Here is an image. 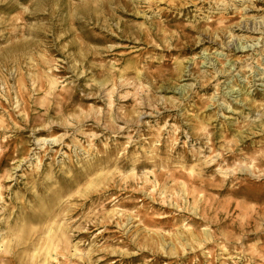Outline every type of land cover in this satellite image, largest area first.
Listing matches in <instances>:
<instances>
[{"label": "rangeland", "instance_id": "rangeland-1", "mask_svg": "<svg viewBox=\"0 0 264 264\" xmlns=\"http://www.w3.org/2000/svg\"><path fill=\"white\" fill-rule=\"evenodd\" d=\"M38 2L0 1V232L38 230L0 255L264 264V0Z\"/></svg>", "mask_w": 264, "mask_h": 264}, {"label": "bare ground", "instance_id": "bare-ground-1", "mask_svg": "<svg viewBox=\"0 0 264 264\" xmlns=\"http://www.w3.org/2000/svg\"><path fill=\"white\" fill-rule=\"evenodd\" d=\"M1 1V0H0ZM38 1H40V0H37V3L39 4V2ZM36 3V4H37ZM151 3V2H150ZM18 5V4H17ZM14 6V5H13ZM12 6V7H13ZM39 6H40V4L38 5V9H39ZM14 8V7H13ZM23 8H25V6L23 7ZM26 9V8H25ZM29 9V8H28ZM26 11V10H25ZM29 12V11H28ZM35 12V10L34 11H31V13L33 14V16H34V14H36V13H34ZM145 13V12H144ZM37 15V14H36ZM24 31H26V30H28V32H30L31 31V33L33 34V33H36V31H33L31 28H29V27H25V28H22ZM23 31V32H24ZM30 34V33H29ZM152 34V33H151ZM150 37V36H149ZM26 47H28V46H26ZM246 47H252V45H247V46H244V45H241L240 46V48H242V49H244V48H246ZM33 51V50H32ZM30 54V53H29ZM28 54V55H29ZM18 55V54H17ZM26 56V55H25ZM40 57H43V56H40ZM32 59V58H31ZM47 60V59H46ZM23 61V60H22ZM32 61H33V59H32ZM36 62V61H35ZM20 63V62H19ZM36 65V64H35ZM48 65V64H47ZM48 73L49 72H45V74L46 75H48ZM141 73V72H140ZM50 74H52V73H50ZM37 76V75H36ZM45 76V75H44ZM180 76V75H179ZM38 77V76H37ZM48 77H49V81H50V75H48ZM154 77V76H153ZM156 79L158 80L159 79V77H160V75L159 74H157L156 76ZM41 79H35V82L37 83V86L38 85H40V86H43L44 85V81L42 80V81H40ZM156 81V80H155ZM50 84H51V86H53V81L51 80V82H50ZM7 85V84H6ZM20 101H19V99L17 100V103H19ZM62 107H64V104L62 105ZM60 108H61V106H60ZM33 121V120H32ZM35 121H33V123H34ZM52 126V125H51ZM46 127H45V125H39V127H38V129L39 130H44ZM54 142V141H56L54 138L53 139H50V138H47V137H39L38 139H37V143H39V142ZM150 157V159H154V157H153V155H149ZM28 159L27 158H24L22 161H27ZM19 166H20V164H18ZM18 166V167H19ZM69 183H72V181H69ZM157 185V184H156ZM2 187V186H1ZM2 189V188H1ZM174 205V204H173ZM178 207V206H177ZM32 214V213H31ZM198 214V213H197ZM29 216V215H28ZM42 217V219L41 220H46V218L48 217H45V215L44 216H41ZM49 219V218H48ZM47 219V220H48ZM23 220V223H25L26 222V218H24V219H22ZM46 220V221H47ZM6 221V220H5ZM8 221V220H7ZM44 221L42 222V223H44ZM2 222V221H1ZM9 222H11V221H9ZM8 222V223H9ZM6 224V223H5ZM5 224H3V225H5ZM15 225V224H14ZM14 225H11V224H9V227L7 226V228L6 229H8V230H6V231H8V232H6L5 234L4 233H1L0 232V250L1 249H6V250H10L9 249V247H10V242H12V241H14L13 239H15L16 241H17V239H20V238H26V239H28V235L30 234L31 235V233H33V234H37L38 233V230H32L31 229V232H30V230H29V228L26 226V225H24V224H22L21 225V228H14L15 226ZM17 226V225H16ZM1 230V229H0ZM204 234H206V236L208 237V235H207V231H205L204 232ZM23 236V237H22ZM156 238V237H155ZM199 238V237H198ZM43 239V241L45 242V243H43V242H41V240ZM7 240V241H6ZM21 240V239H20ZM20 240H18V245H21L22 244V242L20 241ZM26 241V240H25ZM15 243V242H14ZM25 243V242H24ZM32 243H35V242H32ZM159 243V242H158ZM31 244V243H30ZM36 244V250H35V253L32 255L31 254V257H32V259H33V261H32V263L31 264H40V262H41V259H40V257H41V255L42 254H44L45 255V259H44V261H43V263L44 264H52L55 260H56V262H57V264H60V258L58 257V255H61V256H66V252L65 251H63V250H61V249H59V246L60 245H63L64 246V248H65V250H66V248H67V246L66 245H68L69 244V236H68V231L66 230V228L64 227V225H56V227H54V223H52V222H50V220H48L47 221V226L46 227H44V226H42L41 227V230H40V237H39V241H38V243H35ZM18 245H17V248H18ZM164 247V246H163ZM191 247V246H190ZM192 249V248H191ZM19 250V249H18ZM59 250V251H58ZM61 250V251H60ZM14 251H16V249L14 250ZM58 251V252H57ZM74 251V250H73ZM76 251V252H75ZM75 253H71L72 255H70V256H73V255H79L80 256V258H84L85 259V257L86 256H89V257H91V251H89V252H85V253H82L81 254V250L79 249V247H77V245H75ZM57 252V253H56ZM19 253H21V255H17V254H15V256L13 255V256H11V254H12V250L10 251V254H5V255H0V257L2 256V257H4V259L6 260V261H8V262H11V263H13V264H26V258H28L24 253H22V250L19 252ZM67 256H68V253H67ZM90 259V258H89Z\"/></svg>", "mask_w": 264, "mask_h": 264}]
</instances>
